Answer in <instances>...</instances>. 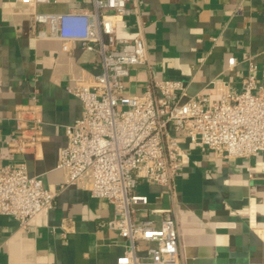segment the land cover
<instances>
[{"label": "crops", "instance_id": "obj_1", "mask_svg": "<svg viewBox=\"0 0 264 264\" xmlns=\"http://www.w3.org/2000/svg\"><path fill=\"white\" fill-rule=\"evenodd\" d=\"M72 9L89 10L90 0H0V166L24 163L30 177L52 189L66 178L57 168L65 128L83 114L68 89L74 78L99 73V57L81 43L65 53L58 41L38 40L45 27L32 15ZM117 36H138L146 49L145 63L130 69L126 95L172 80L184 84L183 102L201 94L216 101L241 92L251 66L264 88V0H130ZM30 110L43 121L41 137L19 153L12 149L22 134L18 119L25 123ZM182 145L190 161L170 188L139 184L150 203L137 218L157 226L175 221L178 264H264V153L228 160L187 140ZM113 217L110 203L67 186L26 228L0 214V264H115L126 241L100 226Z\"/></svg>", "mask_w": 264, "mask_h": 264}, {"label": "built area", "instance_id": "obj_2", "mask_svg": "<svg viewBox=\"0 0 264 264\" xmlns=\"http://www.w3.org/2000/svg\"><path fill=\"white\" fill-rule=\"evenodd\" d=\"M48 4L51 0H18ZM130 0H90L91 9L63 13H33L45 27L36 38L54 40L68 53L75 43L99 57V73L89 79L74 78L68 91L79 99L83 114L65 128L66 145L57 168L66 178L58 189L46 188L40 177H30L24 163L0 166V214L26 228L41 212L53 208L59 190L76 186L103 199L114 217L101 228L126 241L115 264H178L179 233L172 218L160 225L138 219L137 211L149 206L147 195L137 191L142 182L170 188L190 161L183 141L226 158L241 160L264 153V88L256 67L244 79L239 93H221L211 101L197 95L185 102L180 81L153 82L141 95L124 94L130 69L146 61L140 37L119 38ZM229 60V66L235 65ZM25 123L18 119L20 139L12 145L27 153L40 140L43 121L35 110ZM155 213H170L155 210Z\"/></svg>", "mask_w": 264, "mask_h": 264}]
</instances>
